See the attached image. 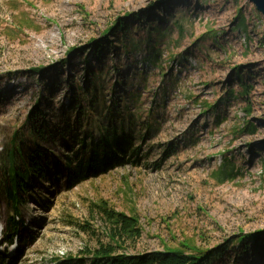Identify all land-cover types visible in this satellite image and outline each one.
<instances>
[{
	"label": "rangeland",
	"instance_id": "obj_1",
	"mask_svg": "<svg viewBox=\"0 0 264 264\" xmlns=\"http://www.w3.org/2000/svg\"><path fill=\"white\" fill-rule=\"evenodd\" d=\"M119 21L126 31H115ZM151 28L160 33L148 35ZM81 87L90 93L79 109L97 100L98 123L107 122L105 107L123 113L114 122L132 134L139 158L71 190L52 169L47 181L31 180L19 240L0 245V264H51L107 242L89 215L100 200L138 219L133 254L187 242L211 250L264 231V18L252 3L0 0V231L15 216L1 191L10 145L21 142L23 157L35 147L25 122L39 103L49 129L36 145L59 170L75 138L64 123ZM127 113L132 120L120 121ZM225 162L239 176L221 183L214 174ZM85 222L89 233L77 228ZM258 238L247 241L245 259L235 261L229 246L221 263L264 264V233Z\"/></svg>",
	"mask_w": 264,
	"mask_h": 264
},
{
	"label": "trees",
	"instance_id": "obj_2",
	"mask_svg": "<svg viewBox=\"0 0 264 264\" xmlns=\"http://www.w3.org/2000/svg\"><path fill=\"white\" fill-rule=\"evenodd\" d=\"M126 30L125 24L119 21L115 31L124 32ZM110 31V29L104 31V36ZM157 31V28H151L148 30V35H152ZM108 37L105 41H110ZM151 47L148 46L151 50L149 55H151L152 62H154L157 54H154L156 49ZM128 49V46L125 45L123 48L124 54H129ZM76 90L77 95L75 98H71V107L69 106L70 109L74 110L73 115L64 123V126L67 125L65 127L66 131L74 133L75 138L71 145L66 146L70 156L63 159V166L59 170L57 167L61 165V162L57 160L56 162H50L45 151L39 145H36L39 140H43L45 131L49 129L48 126V129H42L44 126L41 125L42 122H39L41 120L40 116L43 115L40 112L39 103L35 104L36 113L28 117L25 122V128L29 132L28 140L33 141L32 144L35 147L28 149V153L23 157L21 142L17 143L11 140L14 144L10 145V150L6 154L5 172L7 173V179L3 183L4 186L1 187V191L15 216L7 220L9 222V232L3 233L4 243L8 244L15 239H19V207L24 203L23 197L26 195L31 180L38 178L47 181V179H50V170L52 169L51 177L53 174L57 177L56 182L62 180L66 189L71 190L77 185L89 179H95L115 168L123 167L129 163L134 164L136 163L135 160L139 158L140 150L135 147L132 134L126 133L124 124L117 126L114 122L116 116L123 115V113L114 112L113 106L105 107V119L107 117L108 119L106 124H100L96 121L97 117L95 115L97 100L94 101L89 98L85 106L79 109L82 105L80 97L89 95L90 89L86 90L81 87L80 90L78 88ZM247 92L248 90L242 89L239 96ZM128 98L131 101H138L140 96L129 94ZM115 107L119 108L117 105ZM118 118L120 121L132 120L130 113H127L123 119L122 117ZM84 127L87 130H82ZM250 128L249 125L247 130L252 133ZM95 131H97L96 137ZM223 168H227V170L224 171L223 169L214 174L219 182L234 181L239 176L237 171L230 167L227 162L223 164ZM89 215L93 219L99 220L102 234L107 242H97L96 247L92 249L85 248L79 253L78 257L53 258L52 264H215L218 261L219 263H225L224 253L229 246L234 253V260L242 261L246 258L247 241L255 243L259 241L258 235L264 233V231L252 234L239 233L226 242L227 245L211 250H203L197 247L195 243L187 242L174 249L163 246V250L159 252L133 254L128 251L136 248V244L142 235L139 221L135 216L116 212L109 206L108 202L103 200L91 204ZM77 228L89 233L90 226L85 222L84 224H77ZM2 260L4 259L1 258L0 261ZM7 262V264H14L16 259L11 258Z\"/></svg>",
	"mask_w": 264,
	"mask_h": 264
},
{
	"label": "water",
	"instance_id": "obj_3",
	"mask_svg": "<svg viewBox=\"0 0 264 264\" xmlns=\"http://www.w3.org/2000/svg\"><path fill=\"white\" fill-rule=\"evenodd\" d=\"M264 18V0H248Z\"/></svg>",
	"mask_w": 264,
	"mask_h": 264
}]
</instances>
